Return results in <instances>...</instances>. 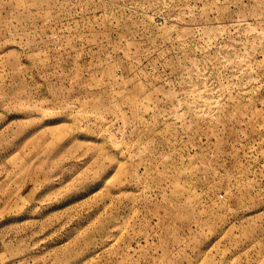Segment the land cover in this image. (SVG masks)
Here are the masks:
<instances>
[{
    "label": "rangeland",
    "instance_id": "rangeland-1",
    "mask_svg": "<svg viewBox=\"0 0 264 264\" xmlns=\"http://www.w3.org/2000/svg\"><path fill=\"white\" fill-rule=\"evenodd\" d=\"M0 264H264V0H0Z\"/></svg>",
    "mask_w": 264,
    "mask_h": 264
}]
</instances>
